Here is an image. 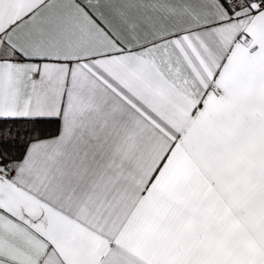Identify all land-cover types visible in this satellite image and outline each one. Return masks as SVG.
Returning a JSON list of instances; mask_svg holds the SVG:
<instances>
[{
  "label": "snow or ice",
  "instance_id": "1",
  "mask_svg": "<svg viewBox=\"0 0 264 264\" xmlns=\"http://www.w3.org/2000/svg\"><path fill=\"white\" fill-rule=\"evenodd\" d=\"M0 264H264V0H0Z\"/></svg>",
  "mask_w": 264,
  "mask_h": 264
}]
</instances>
